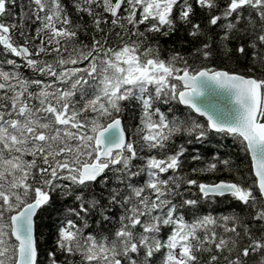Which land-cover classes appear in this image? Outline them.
<instances>
[{
	"label": "snow or ice",
	"instance_id": "obj_1",
	"mask_svg": "<svg viewBox=\"0 0 264 264\" xmlns=\"http://www.w3.org/2000/svg\"><path fill=\"white\" fill-rule=\"evenodd\" d=\"M0 264H264V0H0Z\"/></svg>",
	"mask_w": 264,
	"mask_h": 264
},
{
	"label": "trees",
	"instance_id": "obj_2",
	"mask_svg": "<svg viewBox=\"0 0 264 264\" xmlns=\"http://www.w3.org/2000/svg\"><path fill=\"white\" fill-rule=\"evenodd\" d=\"M179 39V36L176 37ZM170 40H162V43L168 44ZM210 147V145H208ZM57 216V212L55 211V206L52 210H49L46 213H41L36 221L37 231L45 234V245L51 243V232L53 228V221Z\"/></svg>",
	"mask_w": 264,
	"mask_h": 264
}]
</instances>
